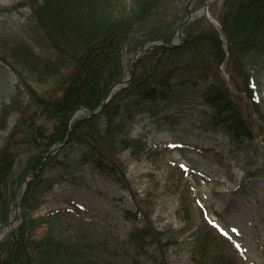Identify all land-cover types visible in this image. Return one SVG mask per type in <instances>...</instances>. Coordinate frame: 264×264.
Listing matches in <instances>:
<instances>
[{"label": "trees", "instance_id": "1", "mask_svg": "<svg viewBox=\"0 0 264 264\" xmlns=\"http://www.w3.org/2000/svg\"><path fill=\"white\" fill-rule=\"evenodd\" d=\"M26 1L30 41L11 42L7 50L0 39L1 69L19 71L28 90L26 105V98L22 106L14 101L15 125L0 150V223L8 220L19 191L12 189L14 181L21 184L28 170L36 169L44 154L65 140L77 108L102 104L110 86L125 76L126 53L150 39L169 41L176 30L162 14L166 0ZM189 26L181 44L158 45L140 56L130 83L114 93L99 113L74 119L60 149L79 153L82 164L93 165L134 195L137 211H125V218L136 222L129 236L121 239L95 227L78 218L81 210L72 207L36 216L23 211L3 238L0 264H169L170 242L142 208L121 158L123 150L142 146L141 138L129 135L135 115L151 101L199 98L212 109L209 123L244 147L254 139L246 118L251 114L236 97H253L250 112L264 113V100L256 92L258 69L264 66V0H225L219 27L209 21L194 32ZM145 62L149 67L142 72ZM224 62L234 85L223 74ZM7 108L0 101V114ZM17 145H26L30 155L20 159ZM38 176L28 182L23 207ZM42 223L46 232L34 236L33 230ZM196 233L193 264H242L229 242L222 247L225 238H216L202 225Z\"/></svg>", "mask_w": 264, "mask_h": 264}, {"label": "rangeland", "instance_id": "2", "mask_svg": "<svg viewBox=\"0 0 264 264\" xmlns=\"http://www.w3.org/2000/svg\"><path fill=\"white\" fill-rule=\"evenodd\" d=\"M224 1L210 0L206 14L210 18L202 15L189 20L190 30L204 29L209 21L219 26ZM188 2L166 0L162 6V14L170 20V26L176 25L174 37L186 15ZM26 3V0H0V39L4 49L10 50L11 42L30 41ZM204 4L205 0H194L191 10L199 13ZM138 48L126 53V71ZM148 67L145 62L140 69L144 72ZM14 70L1 69L0 65V101L10 106L0 114V150L15 125L14 101L22 106L26 98L24 105L27 104L24 78ZM256 77L259 83L256 90L264 100V66L259 67ZM236 99L251 114L246 118L254 139L244 147L233 144L224 130L209 123L211 110L199 98L148 102L130 126L129 135L141 138L143 143L141 148L123 150L121 158L142 208L170 242L169 264L193 263L194 231L199 225L211 229L216 238H222L221 234L229 237L221 245L225 248L230 243V250L238 252L242 264H264V113L254 109L250 112L253 97L244 94ZM25 126H20V130H25ZM18 136L21 138V132ZM16 149L20 159L31 153L26 145H17ZM56 154L55 158L64 162L51 158L44 164L26 206L20 204L17 221L23 211L36 216L72 207L81 210L78 218L127 238L135 222L125 218V211H137L139 207L134 195L93 165L82 164L79 153L60 150ZM20 185L14 181L12 189ZM46 230L47 225L42 223L33 230V235L40 236Z\"/></svg>", "mask_w": 264, "mask_h": 264}, {"label": "water", "instance_id": "3", "mask_svg": "<svg viewBox=\"0 0 264 264\" xmlns=\"http://www.w3.org/2000/svg\"><path fill=\"white\" fill-rule=\"evenodd\" d=\"M208 1H209V0H205V5H206V6H207V4H208ZM190 3H191V2H190ZM190 3H189V5H190ZM192 15H193V14H192V12L190 11V7L188 6V8H187V13H186V17L183 19V21H182V23H181V26H180V28H179V32H182V31H183L186 22L188 21L189 18L192 17ZM180 42H181V41H175V40H172V41H165L163 38H161V39L154 40V41H150V42L146 43V44H145L141 49H139V51L133 56V58H132V60H131V63H130V67H129V73H128V75H127L124 79H122V80H120V81H117V82H115L114 84L111 85V87H110V89H109V92H108V94H107V96H106V98H105V100H104L102 106H103V105L105 104V102L109 99L110 94H111L116 88H120V87H122L123 85H125V84L128 83V81H129V79L131 78V75H132V73H133V64H134L135 60L137 59V57H138L140 54H142L143 52H145L147 49L152 48V47H153V44H154V45H158V44L176 45V44H178V43H180ZM102 106H101V107H102ZM101 107L97 108L96 110H91L90 108L83 107V108L81 109V111L86 112V114H92V113H96V112H98V111L101 109ZM78 112H80V110H77V111L73 114L72 117H74ZM35 172H36V171H35ZM35 172H34V173H35ZM26 180H27V178H26ZM24 189H25V186H23V188L21 189L20 194L18 195V198H17V199H18V200H17L18 202L20 201V198H21V196H22V193H23ZM13 204H14V202H13ZM16 217H17V214L15 215L14 218H10L8 222H6L5 224H3V225L5 226V232H4V234H5L6 232H8V231L12 228V226H13V224H14V221H15ZM1 243H2V239L0 240V247H1Z\"/></svg>", "mask_w": 264, "mask_h": 264}, {"label": "bare ground", "instance_id": "4", "mask_svg": "<svg viewBox=\"0 0 264 264\" xmlns=\"http://www.w3.org/2000/svg\"><path fill=\"white\" fill-rule=\"evenodd\" d=\"M18 205H19V203L16 200L15 203L13 204V208H12V211H11V218H14L15 215L18 213V211H19ZM4 232H5V226L2 225V226H0V240H1Z\"/></svg>", "mask_w": 264, "mask_h": 264}]
</instances>
